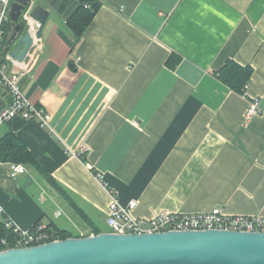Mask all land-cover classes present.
I'll return each instance as SVG.
<instances>
[{
    "label": "crops",
    "instance_id": "0c3cea01",
    "mask_svg": "<svg viewBox=\"0 0 264 264\" xmlns=\"http://www.w3.org/2000/svg\"><path fill=\"white\" fill-rule=\"evenodd\" d=\"M97 1L78 44L67 21L80 0L34 3L50 17L20 86L54 133L36 121L18 131L37 165L13 177L0 162V218L71 237L110 232L109 195L94 172L123 205L136 201L141 218L217 207L264 217V0ZM2 52L22 70L26 62ZM228 61L253 69L247 96L217 78ZM254 99L259 113L247 120ZM1 100L12 98L0 86ZM8 131L0 126V139Z\"/></svg>",
    "mask_w": 264,
    "mask_h": 264
},
{
    "label": "water",
    "instance_id": "95a60500",
    "mask_svg": "<svg viewBox=\"0 0 264 264\" xmlns=\"http://www.w3.org/2000/svg\"><path fill=\"white\" fill-rule=\"evenodd\" d=\"M36 0H12V29L6 47L22 65L42 38L49 11ZM34 5V6H33ZM38 24L35 34L22 16ZM10 49V50H9ZM20 72V70H19ZM4 103L0 101V110ZM0 264H264V233L231 230L170 231L145 234L103 232L29 248L0 251Z\"/></svg>",
    "mask_w": 264,
    "mask_h": 264
},
{
    "label": "built area",
    "instance_id": "2783aa9c",
    "mask_svg": "<svg viewBox=\"0 0 264 264\" xmlns=\"http://www.w3.org/2000/svg\"><path fill=\"white\" fill-rule=\"evenodd\" d=\"M12 0H0V86L11 96L12 101L8 106L0 110V126L9 123L11 120L21 118L26 122L36 121L50 133H54L51 124L52 116L42 106L32 103L22 92L20 82L23 75L35 66L40 54L42 53L41 39L34 38V45L26 59V63L20 72L12 71L8 68L6 58L2 60L3 48L5 45V27L10 21V6ZM29 12L23 14L22 19L29 21ZM31 24L33 35L39 25ZM7 59L10 60L8 56ZM28 60V61H27ZM28 62V63H27ZM23 63V64H24ZM248 86L246 87L247 91ZM258 100H251L250 107L246 114V119H251L258 114ZM86 148L74 153L81 156ZM26 172V168L21 164H11V175L16 177L18 174ZM100 181L102 187L109 195V211L107 225L111 233L115 234H145L163 233L170 231H205V230H231L246 232L264 233V217L233 216L227 214L222 208H214L204 213H170L162 211L152 218H141L135 215L137 202L132 201L128 205H123L120 201L119 193L102 181L100 174H94ZM59 212L57 216H60ZM5 226L17 235L16 246L14 248H29L47 243L52 235L39 231L32 232L31 229L24 230L6 219ZM9 247V242L5 239L0 240V251Z\"/></svg>",
    "mask_w": 264,
    "mask_h": 264
},
{
    "label": "trees",
    "instance_id": "16d2710c",
    "mask_svg": "<svg viewBox=\"0 0 264 264\" xmlns=\"http://www.w3.org/2000/svg\"><path fill=\"white\" fill-rule=\"evenodd\" d=\"M100 8L101 4L97 0H80L78 9L71 15V17L67 21V25L73 34L76 44H78L83 38L86 31L93 23L95 16ZM8 24H12L11 20ZM8 24L5 27L6 32L10 29ZM6 53L7 52H3V54L1 55L2 60L7 55ZM252 75L253 69L251 67L241 66L234 61H228L217 73V78L228 88L232 89L242 96H247L246 87L251 83ZM26 123L27 122L21 118L13 119L9 123H7V125L9 126V131L0 139V162L9 164L37 165L36 159L34 158L32 153L17 136L18 131ZM80 157H82V155ZM82 160L84 162L87 161L85 157H83ZM92 172H94V170ZM94 173L97 174V172ZM50 182L61 194L66 197V199H68L62 189L58 185H56L52 179L50 180ZM77 211L87 223H91L79 209ZM5 219L6 218H0V240H7L9 242V247L2 249L14 248L16 246V240L18 239V237L13 233L12 230L6 228ZM40 226L41 225L37 224L36 226L31 228V231H39ZM41 232L52 235L50 239L47 240V243L71 238L70 233L60 230L53 224H50L47 227H43V230ZM99 233L100 232L98 230H94V234L97 235Z\"/></svg>",
    "mask_w": 264,
    "mask_h": 264
},
{
    "label": "bare ground",
    "instance_id": "6f19581e",
    "mask_svg": "<svg viewBox=\"0 0 264 264\" xmlns=\"http://www.w3.org/2000/svg\"><path fill=\"white\" fill-rule=\"evenodd\" d=\"M7 35H8V34H7ZM7 35H6V31H5V45H6V41H7V39H6V36H7ZM5 45H4V46H5ZM5 47H6V46H5ZM6 48H7V47H6ZM10 59H11V58H10ZM11 60H12V59H11ZM15 72H16V71H15ZM18 72H19V71H18Z\"/></svg>",
    "mask_w": 264,
    "mask_h": 264
},
{
    "label": "rangeland",
    "instance_id": "374dc122",
    "mask_svg": "<svg viewBox=\"0 0 264 264\" xmlns=\"http://www.w3.org/2000/svg\"><path fill=\"white\" fill-rule=\"evenodd\" d=\"M218 208V207H217ZM213 210V209H212ZM222 210H224L223 208H222ZM211 211V210H210ZM225 211V210H224ZM162 212V211H161ZM167 212V211H166ZM209 212V211H208ZM204 213V212H203ZM107 230H109L108 228H107Z\"/></svg>",
    "mask_w": 264,
    "mask_h": 264
}]
</instances>
